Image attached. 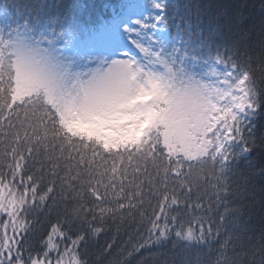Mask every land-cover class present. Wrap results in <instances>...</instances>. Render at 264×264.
<instances>
[{
  "label": "snow or ice",
  "instance_id": "snow-or-ice-1",
  "mask_svg": "<svg viewBox=\"0 0 264 264\" xmlns=\"http://www.w3.org/2000/svg\"><path fill=\"white\" fill-rule=\"evenodd\" d=\"M256 178L264 24L236 4L0 0V264H264Z\"/></svg>",
  "mask_w": 264,
  "mask_h": 264
},
{
  "label": "trees",
  "instance_id": "trees-1",
  "mask_svg": "<svg viewBox=\"0 0 264 264\" xmlns=\"http://www.w3.org/2000/svg\"><path fill=\"white\" fill-rule=\"evenodd\" d=\"M196 3L210 5V4H236L240 10L241 15L246 19L250 20V26H255L257 31L259 27L264 24V15H262V0H195ZM253 165H260L262 159L258 154H254L252 157ZM254 190L257 194V205L253 213L250 214L251 223L249 227L253 230L257 243L260 241L261 232H264V212L260 210L259 197L264 193V184L261 183L259 178H256L253 182ZM146 235V234H145ZM252 234H250L251 236ZM137 237L134 233L130 235H121L119 243L122 248H130L132 245H136ZM151 251L141 250L140 253H135V259L131 257H125L132 259V264H165L166 259L170 260L173 256L171 246H149Z\"/></svg>",
  "mask_w": 264,
  "mask_h": 264
}]
</instances>
